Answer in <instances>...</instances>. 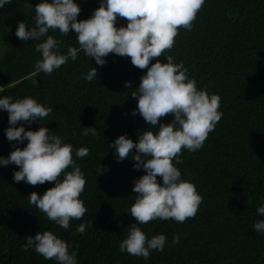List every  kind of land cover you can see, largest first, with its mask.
<instances>
[{"label": "trees", "instance_id": "16d2710c", "mask_svg": "<svg viewBox=\"0 0 264 264\" xmlns=\"http://www.w3.org/2000/svg\"><path fill=\"white\" fill-rule=\"evenodd\" d=\"M42 0H12L0 7V98L32 97L52 108L42 120L20 121L25 130L49 129L73 148L74 166L86 180L80 195L87 211L82 219L70 221L65 230L29 203L32 192L43 195L55 186L46 182L32 186L16 182L19 166L0 164V264H59L47 260L34 248L23 250L27 237L52 231L76 253V264H264V232L254 224L264 220L257 209L264 205V0H205L191 30L181 27L175 43L158 59L166 63L183 62L189 79L199 90L220 97L222 117L196 151L183 149L176 164L181 179L192 182L202 196L196 215L183 223L174 219H155L138 224L148 239L166 236L163 251L151 250L146 260L120 251L137 195L134 182L146 174L135 168V153L118 161L111 144L121 135L134 141L145 131L158 133L159 125H149L136 111L138 98L131 96L147 69L135 67L130 57L110 53L101 66L82 50L51 74L37 73L35 64L41 54L31 39L16 36L21 21L35 26V5ZM78 19L90 18L101 0H76ZM117 17V27L127 26ZM48 35L62 41L58 49L67 54L70 46L79 47L74 32L67 36L59 30ZM154 58L151 63H155ZM96 67L98 76L91 82L83 77ZM131 81V88L125 82ZM134 111L136 114L134 115ZM173 114L161 118L171 123ZM9 113L0 110V157H8L28 141H9ZM84 127H95L96 135L83 134ZM87 148L83 158L75 155ZM150 157H145V161ZM175 163V160L173 161ZM70 167L67 171H72ZM163 183L162 177H157ZM63 180V175L60 177ZM80 224L86 225L77 233ZM179 242L173 244V238Z\"/></svg>", "mask_w": 264, "mask_h": 264}, {"label": "clouds", "instance_id": "9594fccd", "mask_svg": "<svg viewBox=\"0 0 264 264\" xmlns=\"http://www.w3.org/2000/svg\"><path fill=\"white\" fill-rule=\"evenodd\" d=\"M11 2L0 0V7ZM204 3L205 0H101L93 15L81 20L78 19L81 8L76 0H42L35 5V26L29 29L21 21L16 30L17 38L24 41H40L46 37L35 44V50L42 57L35 64L37 73L51 74L69 58L75 61L81 50L101 66L106 63L105 58L114 53L130 57L132 64L141 70L147 69L131 96L138 98L136 111L149 125H159V131H145L139 135L138 142L126 134L121 135L111 144L118 161L128 158L135 149L132 156L135 168L146 170L145 175L135 180L132 190L137 198L130 213L136 222L129 225L127 238L119 245L122 253L142 256L146 260L151 250H164L166 236L160 234L148 239L137 225L157 218L183 223L196 215L202 196L192 182L181 179L176 164L183 162L178 158L183 149L194 152L203 146L222 117L220 97L199 90L196 81L188 78L183 62L174 63L171 55H167L166 63L158 59L173 48L181 27L191 30ZM117 17L126 19L127 26L117 27ZM50 29H58L63 36L74 32L79 47L70 46L66 55L60 54L58 49L62 41L48 35ZM154 58L156 62L151 63ZM97 76V69L93 67L83 78L91 82ZM125 87L130 89L131 81H126ZM0 110L9 113L11 126L6 130L7 139L28 141L26 147H16L8 157H0V164L19 166L14 173L16 182L25 181L32 186L55 182V186L42 196L32 192L29 203L67 230L71 220L82 219L87 211L80 199L86 180L81 169L74 166L73 148L63 143L61 137L49 135L47 127L27 131L23 125L16 127L20 121L42 120L52 108L32 97L13 102L4 96L0 98ZM169 114L174 115L173 121L160 123L161 118ZM89 133L96 135V128L84 127L83 134ZM88 154L89 150L84 147L75 152L79 158ZM145 157L150 158L145 161ZM70 167L73 170L67 171ZM157 177H162L163 183ZM257 212L264 215V205ZM253 227L257 233L264 232V220L257 221ZM85 230L86 225L80 224L76 232ZM178 242L177 235L173 244ZM22 248L25 251L34 248L45 259L57 260L59 264H76V253L70 254L69 244L52 231L29 235Z\"/></svg>", "mask_w": 264, "mask_h": 264}]
</instances>
